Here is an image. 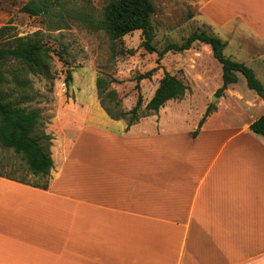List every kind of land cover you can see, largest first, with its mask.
Segmentation results:
<instances>
[{"label":"crops","instance_id":"1","mask_svg":"<svg viewBox=\"0 0 264 264\" xmlns=\"http://www.w3.org/2000/svg\"><path fill=\"white\" fill-rule=\"evenodd\" d=\"M192 4L264 84V58L250 52L264 51V0ZM190 54L181 105L198 116L189 128L164 117L170 101L156 123L142 117L129 129L97 93L56 109L49 187L0 177V264H264V138L250 130L264 99L247 102L238 73L199 128L223 68L208 44Z\"/></svg>","mask_w":264,"mask_h":264},{"label":"rangeland","instance_id":"2","mask_svg":"<svg viewBox=\"0 0 264 264\" xmlns=\"http://www.w3.org/2000/svg\"><path fill=\"white\" fill-rule=\"evenodd\" d=\"M31 1L34 0H0V28L10 24L18 36H38L43 45L50 49L42 58L48 65L47 72L39 75L22 71L20 76L22 86L29 92L27 104L29 107L40 109L42 113L41 125L35 135H48V124L52 122L58 107L65 103L87 104L95 93L98 94L102 105L117 116L122 112H129L141 95L142 106L139 113L143 116L147 114L146 106L166 73L180 76L190 87V81L185 77H191L195 70L185 61L192 55L190 53L193 47L183 53L169 52L161 59L158 53H149L143 47L144 38L140 30L118 41H111L104 31L93 30L80 20L83 12L101 19L106 5L111 0H64L61 5L52 6L49 13L35 17H30L23 11V7ZM35 1L39 3L41 0ZM153 3L156 7L152 18L155 34L153 45L157 51H162L170 43H184L196 31H207L216 35L199 18L198 9L193 6L192 0H153ZM250 52L254 56L259 54L264 58L262 50L252 48ZM225 55L234 60V57H231L235 56L234 46L228 47ZM194 57L195 55H192V58ZM182 60L187 63L185 67L180 64ZM257 66L259 73H263L262 58H257ZM151 71L149 78L139 79L141 75ZM69 72L72 73L71 81L67 80ZM98 79H104L107 83L101 95L97 87ZM63 81H66V87L62 86ZM12 87L15 90V86ZM237 87L247 102H252L257 95L256 91L248 87L243 75ZM194 89L199 104L202 97L200 87L195 86ZM183 100L185 98L170 101L169 110L164 117L185 119L177 125L189 128L198 113L190 106L181 105ZM213 101L214 98L211 99V105L216 104V101ZM177 104L179 105L174 106ZM244 113L250 115L252 112L245 110ZM159 115L162 117L161 111ZM147 123H156L154 116L148 117ZM0 172L32 185L41 186L46 182L45 178L33 175L22 156L1 144Z\"/></svg>","mask_w":264,"mask_h":264},{"label":"trees","instance_id":"3","mask_svg":"<svg viewBox=\"0 0 264 264\" xmlns=\"http://www.w3.org/2000/svg\"><path fill=\"white\" fill-rule=\"evenodd\" d=\"M64 0H41L39 3L31 1L23 7V11L30 17L41 16L49 13L54 5H61ZM156 12L153 0H111L104 9L101 19L95 18L87 12L81 13L80 20L93 30L104 31L111 41L140 30L144 38L143 47L149 53H158L162 59L169 52L182 53L193 47L195 43L211 46L214 57L223 68V87L215 96L219 98L229 85L238 82V73H241L250 89L264 99V85L257 77L255 71L244 63L234 61L225 55L226 43L217 35L207 31L193 32L182 44H168L162 51H157L153 45L155 34L152 18ZM13 26L5 25L0 28V144L6 149H12L27 162L34 176L45 178V184L40 187L47 189L51 178L54 161L51 156L50 135H35L41 125L42 113L40 109L29 107L28 90L22 86L20 79L22 71L42 75L48 71V65L43 61L47 49L38 36L20 37L14 33ZM152 71L141 75L140 80L149 78ZM67 80H72L69 72ZM15 86V90L12 89ZM99 95L107 87L104 79L97 80ZM190 87L176 75L166 73L160 80L154 96L147 104V114L141 116L139 110L142 106V96L139 95L136 105L129 112L114 115L106 108L111 118L128 122V129L139 122L142 117L159 115L160 110L171 100H182ZM11 90V91H8ZM215 110V105H210L199 123L202 127L205 120ZM250 130L264 138V115L250 125ZM198 130L194 133L196 136ZM0 177L10 178L0 172ZM12 180L21 181L14 178Z\"/></svg>","mask_w":264,"mask_h":264},{"label":"built area","instance_id":"4","mask_svg":"<svg viewBox=\"0 0 264 264\" xmlns=\"http://www.w3.org/2000/svg\"><path fill=\"white\" fill-rule=\"evenodd\" d=\"M62 86L66 87V81H63Z\"/></svg>","mask_w":264,"mask_h":264},{"label":"water","instance_id":"5","mask_svg":"<svg viewBox=\"0 0 264 264\" xmlns=\"http://www.w3.org/2000/svg\"><path fill=\"white\" fill-rule=\"evenodd\" d=\"M216 100H217V97L214 96V101H213V103H215Z\"/></svg>","mask_w":264,"mask_h":264}]
</instances>
